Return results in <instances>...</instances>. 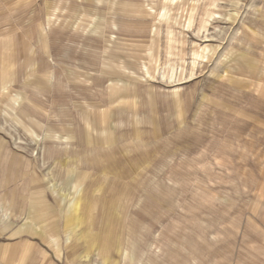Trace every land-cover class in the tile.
<instances>
[{"label": "rangeland", "instance_id": "1", "mask_svg": "<svg viewBox=\"0 0 264 264\" xmlns=\"http://www.w3.org/2000/svg\"><path fill=\"white\" fill-rule=\"evenodd\" d=\"M0 9L7 36L29 31L32 59L0 53L13 77L0 90V264H264V0ZM12 152L32 160L52 216L21 212Z\"/></svg>", "mask_w": 264, "mask_h": 264}, {"label": "crops", "instance_id": "2", "mask_svg": "<svg viewBox=\"0 0 264 264\" xmlns=\"http://www.w3.org/2000/svg\"><path fill=\"white\" fill-rule=\"evenodd\" d=\"M8 11H6V10H3V9H0V16H6V13H7ZM3 26H7V25H5V24H0V53L2 52L3 54H4V56L5 57H7V58H10L11 60H13V57H16V55H18V54H20V55H22L23 54V51H25L26 52V48H28V46H29V48H31L30 47V44L28 45L27 44V41L25 40V38H24V35H26V33L27 34H29V31L28 30H24L23 32H24V34L22 35H20V34H18V35H14V37H9V36H7L6 34V32H4L3 30ZM16 28V27H15ZM16 30H17V28H16ZM18 49L20 52L17 54V53H15V50L14 49ZM12 50V51H11ZM9 51V52H8ZM38 54L40 53L39 51L37 52ZM15 54V55H14ZM45 55H46V52L43 50V52L41 51V53L39 54V56H38V59H42V58H45ZM23 56V55H22ZM24 57V56H23ZM24 59L28 62L29 60L30 61H32V59H31V57H28V55L26 56V57H24ZM38 59H37V61H38ZM24 60V62H26ZM0 76L2 77V78H5V80H4V82L3 83H1L2 84V86L0 87V90H1V88L3 89V88H5V86L9 83V82H11L12 81V79H13V77H12V75H10V73L8 72V71H5V72H2L1 74H0ZM36 82L34 83H29V85H34V86H36V87H38V88H41V87H43V84H44V82H42V81H40L38 78L35 80ZM2 91V90H1ZM38 108V107H37ZM17 114H20L21 116H25V115H27V116H29V111L26 109V108H21V110H20V112H18ZM109 139H111V135H109L108 137H107V140H106V142H102V144H106L107 143V141L109 140ZM81 141L83 142V144L86 146V147H88V146H90V145H92V143H91V138H90V135H89V133H86V135L84 136H82L81 137ZM89 151V150H88ZM84 154H81L80 152H78V153H76L75 154V156H77V157H86V154H89L90 152H87V150L85 151V152H83ZM11 158L13 159V158H15L14 160L15 161H17V162H19V163H21L20 164V166H21V168H22V175H21V177H23L22 179L25 181L24 183H25V188H26V190H27V194H25V195H22V203L20 204V209H21V212H23V213H25V214H27L28 212H30V211H32V213H33V216H31V218H32V220L33 221H41V220H43L44 218H46L47 216H52L53 214H54V209L51 207V205L47 202V199H46V196H45V188H44V184L42 183V182H40V180L38 179L37 180V178H38V176H36V173L35 172H31L32 174H31V176H28V172H30V167L32 166V160L30 159V158H28L27 156H25L24 154H20V153H16V152H12V154H11ZM87 160V159H86ZM13 161V160H12ZM60 159L58 158V160H57V162L58 163H60ZM71 161L72 160H70V163H71ZM88 161V160H87ZM61 164V163H60ZM17 165H19V164H17ZM17 165H13V164H10L9 166H8V172H7V175H8V177H9V179H16L17 177H16V174H17V171H16V169H15V166H17ZM62 166V165H61ZM30 174V173H29ZM37 177V178H36ZM65 178H67L66 180H65V182L67 181V182H70V179H71V176H66ZM35 182H40L41 184H42V186H43V189H44V193H43V201L45 202V206L47 207V208H51L52 209V213H50L49 215H44V216H38V215H40V214H42V213H40V212H43L45 209H46V207H44V205H43V207L41 208V206H40V208L38 207V209H37V212H35L34 210H33V208L31 207L32 205H31V203H30V199H26V197L30 194V192H31V188H32V185L34 186V183ZM89 198V197H88ZM84 199H85V204H87L88 205V200H86V198L84 197ZM116 199L117 198H113V199H109V198H107V197H105V198H100L99 200H101L103 203L104 202H106L107 203V205H109V203H114L115 204V202H116ZM120 199V198H119ZM91 200V203L89 204V205H91V204H93L92 203V199H90ZM111 200V201H110ZM120 200H118V203L116 202V205H118L120 202H119ZM103 203H101V202H98V200H97V204H101L102 205V212L100 213V217L102 216V220H104L103 219V216H105L104 214L105 213H103V210H104V205H103ZM118 209V206H116V208H115V210H117ZM85 212H87V211H85ZM115 214H117V212L116 213H113V216H114V218H115ZM26 227H28V228H33L32 226H30V225H27ZM19 247V246H18ZM18 260L19 261H21V259H10V260H6V261H3V263H5V264H13V263H17L18 262Z\"/></svg>", "mask_w": 264, "mask_h": 264}, {"label": "bare ground", "instance_id": "3", "mask_svg": "<svg viewBox=\"0 0 264 264\" xmlns=\"http://www.w3.org/2000/svg\"><path fill=\"white\" fill-rule=\"evenodd\" d=\"M212 7H213V6H212ZM205 10H206V9H205ZM193 14H194V12H193ZM207 15H208V14H207ZM213 15H214V12L209 14V18H208L207 22L210 21V20H212V19H214ZM191 19H192V18L189 19L190 22L192 21ZM203 30H204V29H203Z\"/></svg>", "mask_w": 264, "mask_h": 264}]
</instances>
